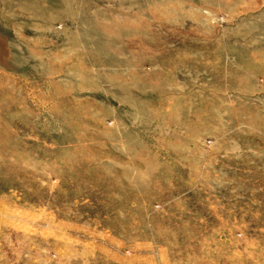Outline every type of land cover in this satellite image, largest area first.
I'll list each match as a JSON object with an SVG mask.
<instances>
[{
  "label": "rangeland",
  "instance_id": "obj_1",
  "mask_svg": "<svg viewBox=\"0 0 264 264\" xmlns=\"http://www.w3.org/2000/svg\"><path fill=\"white\" fill-rule=\"evenodd\" d=\"M0 264H264V0H0Z\"/></svg>",
  "mask_w": 264,
  "mask_h": 264
}]
</instances>
